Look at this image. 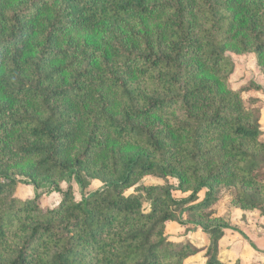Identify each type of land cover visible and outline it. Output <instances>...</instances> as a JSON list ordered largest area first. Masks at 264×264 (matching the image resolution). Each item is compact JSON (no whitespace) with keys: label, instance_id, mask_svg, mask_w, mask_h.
Segmentation results:
<instances>
[{"label":"trees","instance_id":"1","mask_svg":"<svg viewBox=\"0 0 264 264\" xmlns=\"http://www.w3.org/2000/svg\"><path fill=\"white\" fill-rule=\"evenodd\" d=\"M229 53L264 77V0H0V264H185L178 209L210 237L207 264H228L214 196L264 214L259 117ZM17 177L60 204L17 197ZM72 177L102 187L75 201Z\"/></svg>","mask_w":264,"mask_h":264},{"label":"rangeland","instance_id":"2","mask_svg":"<svg viewBox=\"0 0 264 264\" xmlns=\"http://www.w3.org/2000/svg\"><path fill=\"white\" fill-rule=\"evenodd\" d=\"M229 56L235 63L234 71L232 72L229 79V87L233 90H243V98L247 107L251 108L254 112L258 114L259 125L262 131L261 141L264 142V77L257 65L256 58L253 54L247 55H236L229 53ZM264 163V159L261 160V163ZM256 175L264 178V167L259 169ZM17 186L15 188V195L21 199H34L37 196H40L42 205L46 208H53L58 206L61 202V195L57 191L43 189V191L36 190L31 184H28V180L24 177H17ZM88 181H86L87 184ZM175 180L173 179H163L158 176H147L145 177L138 186L142 185H171L174 184ZM136 186V187H138ZM102 184L98 181H90L87 184L86 188H83L75 178H70L67 182L62 184V190L66 191L71 190L73 198L75 201H81L83 198L87 197L89 194L100 190ZM136 187L127 191V195L136 193ZM50 194L46 199L43 196ZM177 200L186 199V195L175 193L174 194ZM234 196V192L223 190L214 197H216V202H214L208 209L206 214L215 213L220 211L223 218L229 221L234 227L231 232L227 234L226 240L222 245V253L228 254L232 250L236 249L238 254L241 256L245 253L246 241L241 240V242L235 241V236H239L241 231V226L247 228V231L253 232L254 241L250 240L252 243H258L261 246V239L264 238V214H261L260 211L255 210L254 212L246 211L245 215L242 216L240 213L233 214L235 208L231 205V200ZM203 194L200 199H203ZM43 199V201H42ZM204 200V199H203ZM202 200V201H203ZM197 204V202L189 203L188 206ZM145 209L148 211L149 204H145ZM254 213V214H249ZM176 215L184 221V223L174 222L168 224L167 234L170 240L177 239L178 243L188 244L193 247L195 254L191 256L187 263L185 264H207L209 258V247L201 250L199 247L207 243L208 236L200 231L193 223L191 215L188 212L178 209ZM207 237V238H205ZM210 239V238H209ZM173 241V240H172ZM196 243L195 246L193 243ZM264 247V246H262Z\"/></svg>","mask_w":264,"mask_h":264},{"label":"crops","instance_id":"3","mask_svg":"<svg viewBox=\"0 0 264 264\" xmlns=\"http://www.w3.org/2000/svg\"><path fill=\"white\" fill-rule=\"evenodd\" d=\"M47 187H49L50 189H51V191L53 190L54 192H55V190L52 188V187H50V186H43V187H41L40 189H38V191H43V189H47V190H49ZM62 187V186H61ZM37 190V189H36ZM49 193H50V190H49ZM48 193V195H46V196H43V198L44 199H46L50 194ZM202 194H203V197L205 198V193L204 192H201L200 194H199V196H198V200L196 201L197 203H200V202H202V200L204 199H200L201 198V196H202ZM187 197H188V194L186 195ZM186 197V198H187ZM42 201H43V199H42ZM235 208V207H234ZM246 211H243V210H241V209H239V208H235V210L233 211V214H235V213H240V214H242V216L243 215H245L246 213H245ZM248 212H252V211H248ZM254 212V211H253ZM218 213L221 215V212L220 211H218ZM249 214H254V213H249ZM222 216V215H221ZM246 216H247V214H246ZM229 221V220H228ZM229 222H231V223H233V221L231 220V221H229ZM170 223H174V222H169L168 224H170ZM230 223V224H231ZM168 224H167V229H168ZM231 227H234L232 224H231ZM167 229H166V233H167ZM201 231V230H200ZM232 230H229V231H226L225 232V235H224V237L220 240V242H219V259L221 260V261H223V262H226V263H228V264H236L237 262H239L240 264H264V247H262V246H264V238L263 239H261V246H260V244H258V243H252L250 240H252V241H254V239H253V236H251V234H253V232H249V231H247V228L245 227V225L244 226H241V231L240 232H242L245 236H246V238L247 239H244L242 236H241V234H239V236H235V241L236 242H241V240H245L246 241V246H245V248H246V250H245V253L244 254H242L241 256H239V255H235V254H238V252H237V250L236 249H234V250H232L230 253H228V254H224V253H222V245H223V242L226 240V238H227V234L229 233V232H231ZM251 233V234H250ZM264 234V233H263ZM207 235V234H206ZM167 236H168V234H167ZM208 236V235H207ZM169 238V237H168ZM205 238H207V237H205ZM210 237L208 236V241H207V243H206V241L204 242L205 243V245H203L202 247H199V245H196V243H193L195 246H198L201 250H203V249H206L207 247H209L210 246V243H211V241H210V239H209ZM169 240H170V238H169ZM173 240V241H172ZM172 240H170V241H172V242H177L178 243V241H175V240H177V239H172ZM193 257V256H192ZM189 260V259H188ZM188 260L185 262V263H187L188 262Z\"/></svg>","mask_w":264,"mask_h":264}]
</instances>
